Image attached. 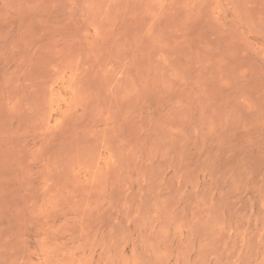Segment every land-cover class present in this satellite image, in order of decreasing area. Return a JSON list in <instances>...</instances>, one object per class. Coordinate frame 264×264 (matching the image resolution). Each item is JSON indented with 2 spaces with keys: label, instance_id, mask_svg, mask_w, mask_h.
Instances as JSON below:
<instances>
[{
  "label": "rangeland",
  "instance_id": "rangeland-1",
  "mask_svg": "<svg viewBox=\"0 0 264 264\" xmlns=\"http://www.w3.org/2000/svg\"><path fill=\"white\" fill-rule=\"evenodd\" d=\"M0 264H264V0H0Z\"/></svg>",
  "mask_w": 264,
  "mask_h": 264
}]
</instances>
